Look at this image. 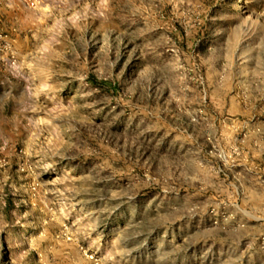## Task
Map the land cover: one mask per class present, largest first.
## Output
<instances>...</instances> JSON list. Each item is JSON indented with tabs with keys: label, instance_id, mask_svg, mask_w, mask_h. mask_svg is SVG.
Returning <instances> with one entry per match:
<instances>
[{
	"label": "rangeland",
	"instance_id": "1",
	"mask_svg": "<svg viewBox=\"0 0 264 264\" xmlns=\"http://www.w3.org/2000/svg\"><path fill=\"white\" fill-rule=\"evenodd\" d=\"M0 264H264V0H0Z\"/></svg>",
	"mask_w": 264,
	"mask_h": 264
}]
</instances>
